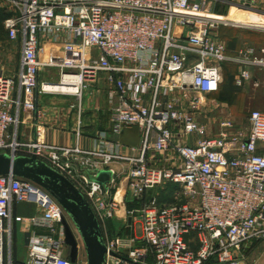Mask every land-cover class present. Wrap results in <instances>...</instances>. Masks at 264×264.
I'll return each instance as SVG.
<instances>
[{"label": "built area", "instance_id": "obj_1", "mask_svg": "<svg viewBox=\"0 0 264 264\" xmlns=\"http://www.w3.org/2000/svg\"><path fill=\"white\" fill-rule=\"evenodd\" d=\"M0 6L10 14L3 22L8 40L20 44L17 74L0 73V152L15 155L18 113L36 111V95L80 99L99 73L113 86L112 140L105 151L46 145L39 131L28 146L79 183L101 220L116 219L125 203H137L120 221L134 222L141 245L106 236L102 264H243L244 251L264 243V153L258 152L264 112L250 113L246 138L228 132L203 138L198 119L203 97L219 90L223 64L239 67L237 87L252 80V71L264 74V48L245 45L228 54L218 37L226 27L264 32L263 23L247 17L264 16L263 10L240 4L232 15H219L197 0H0ZM51 40L59 42V53L75 43L76 59L54 63ZM54 66L58 82H40V71ZM53 85L59 90H49ZM133 127L142 139L138 155L128 157L118 138ZM100 139L107 141L106 134ZM119 161L129 164L124 192L118 173L108 169ZM106 169L109 178L101 184L96 179ZM168 184L176 188L172 200L161 202L159 192ZM23 202L39 212L31 225L48 231L30 237L24 264H73L61 205L37 184L11 176H0V264H15L12 208Z\"/></svg>", "mask_w": 264, "mask_h": 264}, {"label": "crops", "instance_id": "obj_2", "mask_svg": "<svg viewBox=\"0 0 264 264\" xmlns=\"http://www.w3.org/2000/svg\"><path fill=\"white\" fill-rule=\"evenodd\" d=\"M200 2L204 9L211 10L215 14L219 15H232L237 5L248 4L255 7L256 11H264V0H197ZM1 10L6 13L8 11L4 6H0ZM260 9V10H259ZM249 21L254 23H263L264 16L260 13H251L248 16ZM5 30V29H4ZM254 31V32H253ZM248 36V37H247ZM251 38H250V37ZM219 39L225 44L228 54H233L245 45L252 46L259 50L264 48V32L255 30H244L238 28H220L218 31ZM261 41L257 44L255 40ZM53 48L52 61L54 63H61L73 57L76 59L78 52L77 45L71 43L69 47L62 48V52L57 51V47L60 46L59 42L48 41ZM50 69L59 71L60 68L48 67L43 68L39 74V81H48L56 83L59 77L54 78V73L48 72ZM239 72V67L233 64H223L221 66L222 83L219 90L212 94L205 95L204 106L202 112L199 114L200 121L206 115V112L213 114L210 120H207L205 126L206 131L203 138L213 137L222 132H228L229 134H241L242 138H246L249 130V115L253 111V108L264 110V74L258 71H252V80L244 83L243 86L237 87L234 83V79ZM1 73V71H0ZM45 74L47 78L42 79L41 76ZM257 86H255V84ZM113 89L112 84L107 80V74L99 73L93 82L90 83L89 87L83 91L80 99L73 95H66L61 93H43L38 94L35 97L36 111L20 110L19 124L17 128L16 141L20 144V147L15 153V158L34 160L28 165L30 167L35 166L38 170L47 178L50 183L57 186L65 195L69 196L75 202L86 207L99 227L103 223L114 222L119 223V226L108 233H104L100 230L103 243L105 237H110L115 234L121 236L126 245L131 247L140 246L138 228L135 232H132L134 222L128 220L127 224H123L120 218L123 217L125 209H133L137 206L136 202H127L118 211V218L112 220H101L91 202L88 201L84 192L82 191L77 181H70L64 174L54 169L47 158V156L39 157L32 154L29 149V145L33 144L37 138V132L40 134V141L46 145L64 148L78 147L82 151H100L106 150L109 146L108 141L112 140L110 136V123L109 118L113 108V104L108 99L109 92ZM239 91L243 96V104L240 108V112L244 114L245 120L237 118L235 115L236 110L232 103V95ZM206 100H210L212 103L208 106L205 103ZM238 110V109H237ZM226 112L227 114L222 115L221 113ZM264 112V111H262ZM215 114V115H214ZM210 124L212 128H210ZM225 124H230L229 127H225ZM136 131L135 139H131L128 136V132ZM105 133L107 141L100 139V135ZM141 130L137 127H133L129 130L124 131L118 138V142L125 149L122 153L128 157H136L138 155L136 149L139 147L142 134ZM196 137H193L194 141ZM194 143V142H191ZM132 149H135L133 151ZM258 152L264 153V144H259ZM9 156L8 152H0ZM112 169L118 173V187L121 192L126 189V172L129 169L127 162H114L108 169ZM105 172H107V170ZM84 172V171H83ZM109 178V177H108ZM66 181L68 184L64 183ZM160 193V192H159ZM172 195L166 198V201H171ZM163 202V201H161ZM39 215L37 208L28 202L14 204L12 208L13 218V231H12V250H13V261L15 264H24L27 258V247L30 237L34 235H46L47 229L43 227H34L30 223V219ZM68 215V216H67ZM18 219V220H16ZM74 223L72 217L69 214H65L63 218V225H66L71 233L70 223ZM75 224V223H74ZM137 227V226H136ZM107 234V235H106ZM75 242L76 239L72 235ZM130 240H133L130 242ZM264 245V243L253 244L251 247L244 251V261L246 264L249 253L254 246ZM66 245V244H65ZM68 247V246H67ZM77 257L78 252L81 249V245L76 242ZM251 249V250H250ZM20 250H23L22 253ZM250 250V251H249ZM70 251V249H69ZM25 254V258H22V254ZM81 252V251H80ZM126 252V249L123 250ZM264 256V252L260 254L257 260L253 263H257L261 257ZM82 263V261H80ZM87 264V262H85Z\"/></svg>", "mask_w": 264, "mask_h": 264}, {"label": "water", "instance_id": "obj_3", "mask_svg": "<svg viewBox=\"0 0 264 264\" xmlns=\"http://www.w3.org/2000/svg\"><path fill=\"white\" fill-rule=\"evenodd\" d=\"M31 160L15 158L14 155H0V176H11L31 181L45 191H47L61 206H63L68 214L72 217L78 231L80 232L84 244L86 246L87 264H102L104 261L105 247L101 232L95 222L91 212L83 205L75 202L69 196L65 195L57 186L50 183L46 177L35 166L30 167L28 163ZM109 174L101 172L96 179L101 184L108 180ZM64 183L68 184L65 180ZM65 228V244L70 249L69 259L71 263H75L77 249L76 242L71 235L68 227Z\"/></svg>", "mask_w": 264, "mask_h": 264}, {"label": "rangeland", "instance_id": "obj_4", "mask_svg": "<svg viewBox=\"0 0 264 264\" xmlns=\"http://www.w3.org/2000/svg\"><path fill=\"white\" fill-rule=\"evenodd\" d=\"M255 42L257 44L261 43L260 39L259 40L257 39V41L255 40ZM19 55H20V44H19V42L18 41H10L4 35L0 36V71L3 74H5L7 76H15L17 74L18 68H19V65H18ZM48 72H51V73L53 72L54 73L53 74L54 78L57 77V76L59 77V71L58 70L54 71V70L50 69ZM41 78L45 79V78H47V76L45 74H43L41 76ZM235 92L236 93H234L232 95V103L234 104L233 107L236 110L235 115H236L237 118H241L244 121L245 120V118H244L245 116H244V114H242L240 112V108H241V106L243 104V96H244V94L243 93L240 94L239 91H235ZM205 103H207V105L209 106L212 102L210 100H206ZM253 110H259V109L253 108ZM260 111H264V110H260ZM221 114L224 115V114H227V113L223 112ZM204 117H205L204 120L202 119L201 122L206 126L208 124L207 120H210L214 116L210 112H208V113L206 112V115ZM210 128H212L211 124H210ZM136 133H137L136 131L128 132V136H130L131 139H133V138L135 139V137H136L135 134ZM61 207H62L63 218H64V215L66 213L68 214V211L63 206H61ZM101 225L102 226L100 228L99 224H97L98 228L100 230H102L104 233L105 232L108 233L109 231L113 232V230H115V228H116V231H117V226H119V223L114 222L113 224H111V223L108 222V223H106L104 225L102 223ZM70 227H71V230H72V233H73L72 235H74V237L76 239V242H78V244L81 245V249H82V250H80L81 252L80 251L78 252V257L76 258L75 263L77 261H82V263H85V262H87V253H86V246L84 244L82 236H81L80 232L78 231L76 225L73 222L70 223ZM138 233H139V230H138ZM65 247H67V246L65 245ZM22 251L23 250H20L21 253H22ZM263 252H264V245L261 244V245L254 246L253 249L251 250V252L249 253V256H248L246 264H253L257 260L258 256L260 254H262ZM22 258L23 259L25 258L24 252L22 254ZM255 264H264V256H262L261 259H259V261L257 263H255Z\"/></svg>", "mask_w": 264, "mask_h": 264}, {"label": "trees", "instance_id": "obj_5", "mask_svg": "<svg viewBox=\"0 0 264 264\" xmlns=\"http://www.w3.org/2000/svg\"><path fill=\"white\" fill-rule=\"evenodd\" d=\"M10 16L9 13H6L4 10L0 9V36L4 35L7 37L6 31L3 27V22L6 18ZM175 186L168 184L163 191H160L159 193V200L160 201H166V198L170 195H173V192L175 191Z\"/></svg>", "mask_w": 264, "mask_h": 264}, {"label": "bare ground", "instance_id": "obj_6", "mask_svg": "<svg viewBox=\"0 0 264 264\" xmlns=\"http://www.w3.org/2000/svg\"><path fill=\"white\" fill-rule=\"evenodd\" d=\"M60 88V86H56V85H53V86H49V90H56L58 91ZM62 90V89H61Z\"/></svg>", "mask_w": 264, "mask_h": 264}, {"label": "flooded vegetation", "instance_id": "obj_7", "mask_svg": "<svg viewBox=\"0 0 264 264\" xmlns=\"http://www.w3.org/2000/svg\"><path fill=\"white\" fill-rule=\"evenodd\" d=\"M65 252L68 253L69 252V248L65 247Z\"/></svg>", "mask_w": 264, "mask_h": 264}]
</instances>
